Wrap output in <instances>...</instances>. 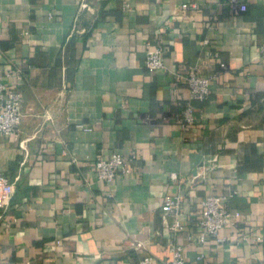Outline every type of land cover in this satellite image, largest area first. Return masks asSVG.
<instances>
[{
	"label": "crops",
	"instance_id": "1",
	"mask_svg": "<svg viewBox=\"0 0 264 264\" xmlns=\"http://www.w3.org/2000/svg\"><path fill=\"white\" fill-rule=\"evenodd\" d=\"M160 40L165 67L150 71ZM0 69L23 109L20 132L0 134L15 182L0 264H162L166 194L182 196L188 264H264V0H0ZM191 70L210 94L184 125ZM113 152L132 172L98 179L93 161ZM212 194L243 217L194 241Z\"/></svg>",
	"mask_w": 264,
	"mask_h": 264
},
{
	"label": "built area",
	"instance_id": "2",
	"mask_svg": "<svg viewBox=\"0 0 264 264\" xmlns=\"http://www.w3.org/2000/svg\"><path fill=\"white\" fill-rule=\"evenodd\" d=\"M242 10L247 9V4L242 3ZM165 46L160 40L156 44L149 43L146 67L150 71H157L165 67ZM226 66L225 63H222ZM5 73L0 69V134L16 135L21 130L23 120L22 95L19 91L12 89L5 81ZM188 81L190 97L186 101L182 121L184 125L193 124L196 121L193 100H205L210 94V79L203 77L197 70H191L187 76L179 75ZM86 131L93 128L89 125H82ZM132 158H127L122 153L113 152L109 156H100L93 161V169L98 179L112 182L119 174L132 172ZM171 176L176 178V173ZM15 190V182L5 174H0V210L3 209ZM226 195L212 194L201 201L202 210L197 219L198 230L192 233L190 238L194 241L206 242L209 237L223 240L221 232L228 226L236 225L243 217L240 210L232 209L227 204ZM162 210L167 214H173L174 220L169 224L168 230L171 233L169 250L171 259L163 261L162 264H188L184 254V245L178 243L175 237L186 227L182 214V196L179 194H166ZM254 239L264 243V234L253 232ZM62 244V240L52 242L50 249H55ZM138 248H143L142 243H136ZM201 257V256H200ZM140 264H156L155 258L145 254Z\"/></svg>",
	"mask_w": 264,
	"mask_h": 264
}]
</instances>
